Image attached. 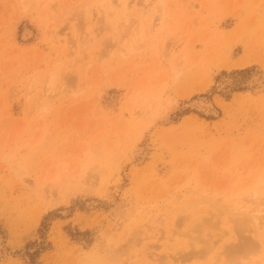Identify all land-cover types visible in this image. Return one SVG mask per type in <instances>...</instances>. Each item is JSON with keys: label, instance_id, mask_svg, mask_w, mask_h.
<instances>
[{"label": "rangeland", "instance_id": "1", "mask_svg": "<svg viewBox=\"0 0 264 264\" xmlns=\"http://www.w3.org/2000/svg\"><path fill=\"white\" fill-rule=\"evenodd\" d=\"M263 208L264 0H0V264H264Z\"/></svg>", "mask_w": 264, "mask_h": 264}, {"label": "bare ground", "instance_id": "2", "mask_svg": "<svg viewBox=\"0 0 264 264\" xmlns=\"http://www.w3.org/2000/svg\"><path fill=\"white\" fill-rule=\"evenodd\" d=\"M194 102H195V101H194ZM199 103H201L200 106L205 107L206 109H209V110H210V109H213V108H214V106L212 105V103L209 102V101H207L206 99H200ZM262 202H263V201H262ZM243 207H244V206H242V208H243ZM238 208H239V207H238ZM235 209H236V208H235ZM245 210H246V211L249 210L248 206L245 208ZM249 212H250V210H249ZM261 212H262V213H261ZM263 212H264V208H263V209H257V212H256V213H253V214L251 215L252 223L254 224V227L257 229L258 233H259V232H262L263 229H264V214H263ZM247 213H248V212H247ZM257 213H258V214H257ZM242 221H243L244 224H245L246 221H244V220H242ZM243 222H242V223H243ZM240 226H243V225H240ZM243 227H244V226H243ZM263 232H264V231H263ZM217 259H218V258L212 260V263L217 264V263H218Z\"/></svg>", "mask_w": 264, "mask_h": 264}]
</instances>
